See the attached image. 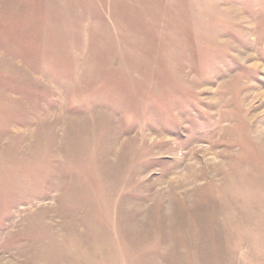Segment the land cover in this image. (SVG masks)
<instances>
[{"label":"rangeland","instance_id":"374dc122","mask_svg":"<svg viewBox=\"0 0 264 264\" xmlns=\"http://www.w3.org/2000/svg\"><path fill=\"white\" fill-rule=\"evenodd\" d=\"M0 264H264V0H0Z\"/></svg>","mask_w":264,"mask_h":264}]
</instances>
